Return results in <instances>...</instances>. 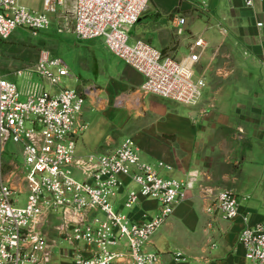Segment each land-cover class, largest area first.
Returning a JSON list of instances; mask_svg holds the SVG:
<instances>
[{
    "label": "built area",
    "instance_id": "2783aa9c",
    "mask_svg": "<svg viewBox=\"0 0 264 264\" xmlns=\"http://www.w3.org/2000/svg\"><path fill=\"white\" fill-rule=\"evenodd\" d=\"M197 1L198 8L207 10L208 0ZM149 2L43 0L42 11H34L19 0H0V40H8L18 29H28L37 36L54 18L71 19L72 32L79 40L102 39L109 52L144 76L141 94L198 106L206 80L195 68L208 43L196 35L181 59L144 40L130 43V29ZM255 2L245 0L247 6ZM172 22L180 33L186 18L174 15ZM27 72L58 89L47 91L33 83L20 89L0 72V264H49L58 238L71 245L67 250L69 264H163L162 253L145 247L187 199L197 174L181 180L163 176L159 169L171 170V166L144 160L131 137L100 156L77 157L78 139L88 127L80 122L87 90L59 87L71 76V70L64 59L48 51L41 52L32 69H19L14 74L21 77ZM9 143L22 146L23 165L5 160ZM17 178L28 186L23 206L14 185ZM146 200L157 202V213L143 208ZM206 212L226 221L241 219L244 226L239 244L245 264H264V220L251 222L234 191L216 192ZM52 216L58 221L56 236L43 229ZM171 258L177 263L186 260L181 251Z\"/></svg>",
    "mask_w": 264,
    "mask_h": 264
},
{
    "label": "crops",
    "instance_id": "0c3cea01",
    "mask_svg": "<svg viewBox=\"0 0 264 264\" xmlns=\"http://www.w3.org/2000/svg\"><path fill=\"white\" fill-rule=\"evenodd\" d=\"M19 2L30 10L43 9V0ZM174 15L186 18L180 33L173 25ZM55 21L67 20L54 18ZM259 23L262 25L259 26ZM130 34L133 41L144 40L177 59L186 56L193 37L200 34L208 43L202 60L209 67L217 66L219 71H224L223 75L234 73L233 81L230 79V83H224L223 88L208 98L206 92L209 83L205 73H202L206 80L202 99L198 106L191 107L188 116L182 117L180 128L162 133L164 138L170 140L169 143L166 141L168 146L162 145L165 141L161 139L163 137L153 134L154 131L145 128L146 125L140 123L133 131L137 134L133 140L142 157L145 153L153 157L150 163L162 161L171 166V170L159 169L163 176L181 180L190 173L197 174L194 187L188 190L187 199L176 207L174 214L192 213L197 206L206 213V203L211 196L219 190L229 189L239 197L242 210L249 212L251 222L263 221L264 2L256 0L253 6H247L245 0H208V8L203 11L198 8L197 0H150L139 22L130 29ZM106 50V46L101 51L92 50V62L98 60V55L102 56L108 63L103 67L109 72L108 76L115 78L127 90L134 89L133 94L136 90L139 94L144 76ZM230 56L235 60L233 66L226 61ZM70 70L69 77H72ZM11 74L5 73L7 76ZM84 88L85 85L81 84L76 90L83 92ZM231 88L232 92H228ZM140 95H143L142 113L136 116L138 119L160 113L158 108L167 109V99L157 96L156 103L149 106L147 97L152 94ZM132 97L126 100L124 95L114 97L108 93L99 96L98 102L108 105L122 100L124 104L135 105L138 98ZM230 100L234 102L232 107L228 105ZM91 102L95 106L93 100ZM104 110L105 113L93 116L83 112L80 122L87 123L88 127L78 139L77 157L100 156L122 143L117 144L112 131L107 128V123L113 122L115 108ZM124 111L122 114L125 117ZM143 208L155 214L158 204L155 200H146ZM206 215L208 221L203 230L207 241L200 253L194 256L197 263L245 264L244 249L239 244L244 226L241 219L226 221L218 215ZM158 248L160 253L167 251L173 254L163 242ZM166 264H172V260Z\"/></svg>",
    "mask_w": 264,
    "mask_h": 264
},
{
    "label": "rangeland",
    "instance_id": "374dc122",
    "mask_svg": "<svg viewBox=\"0 0 264 264\" xmlns=\"http://www.w3.org/2000/svg\"><path fill=\"white\" fill-rule=\"evenodd\" d=\"M133 42V40H130V43ZM104 47L102 39H95L92 42L79 40L72 32L71 19L62 22L55 21L49 28L40 31L37 36H34L28 29H18L8 40H0V72L3 74L12 73L7 78L15 82L20 89H24L28 84L33 83L43 86L47 91H56L58 86H54L48 80L42 79L35 73L32 74L27 72L23 76L18 77L14 72L19 69H32L37 63L42 51H48L53 56L64 59L72 69L73 76L66 78L59 87L77 89L79 85L84 84V89L87 90L88 98L84 106V113H87L89 116L96 115V113L103 114L102 112L105 111V108L107 110L115 108L116 112H114L113 122L111 121L112 123L110 124L107 123V128L109 131H112V134L117 140V144L123 142L128 137L134 138L137 134L133 131L139 127L140 123L146 125L145 128L153 130V134L161 137H163L162 133L179 127L182 122V117L190 114L191 107L171 100H165L167 109L163 107L158 108L160 112L158 114H150L146 118L143 117V119H138L136 117L142 113L143 95H140V93L138 94V90L133 94L135 91L134 89L127 90L121 86L115 78L108 76L109 72H106L105 68H103L107 62L104 61L102 56L98 55L96 57L98 60H94L93 62L91 60L92 50L101 51ZM100 51L98 53H101ZM106 52L110 53L108 50H106ZM187 54L188 51H186V55ZM226 61L232 63L233 66L235 60L230 56L226 58ZM195 69L197 75L205 73L207 77L209 83L206 92L207 98L209 96H214L215 92L223 88L224 83H230L235 79L234 73L223 75L224 71H219L217 66L209 67L204 60H202ZM98 75H101V77L99 78ZM232 90L233 88L227 91L232 92ZM108 93L114 97L124 95L126 100H131V97L134 95L135 98H138V102H134L135 105L131 103L124 104L122 100L117 103L112 102L108 105L99 103V96ZM134 96L132 98H134ZM158 98L159 97L156 95H148V105L150 106L156 103ZM91 100H93L95 106H93ZM233 104L234 102L230 100L228 105L232 107ZM123 110L126 112L125 117L122 114ZM163 111L165 113H163ZM161 139L165 140L163 142L161 141L162 145L168 146L166 141L169 143L170 140L164 137ZM143 157L148 162L153 160L152 156L145 153ZM5 160H14L19 166L23 165L24 154L22 146L20 144L9 143L5 153ZM14 185L20 193L17 194V197L22 201L20 205L23 206L26 203L28 186L22 178H17L14 181ZM211 193L213 194L214 192ZM210 201L211 200H208V203H206L207 206ZM123 212L127 213L128 210L124 209ZM203 212L200 206H197L192 213L177 212L172 214L167 222L153 235L151 242L146 245L145 249L149 252L158 253L160 242H163L172 253L181 251L185 255V262L177 263L172 261V264H198L194 256L200 253L202 246H204L207 241L203 227L206 225L208 217L206 215L207 212H204L205 214ZM57 223L58 221L52 216L46 220L43 229L49 232L51 236H56L54 228ZM70 248L71 245L69 243L58 238L54 248V258L49 264H69L70 258L67 250ZM60 249L64 251L61 254L58 252ZM161 253H167V251Z\"/></svg>",
    "mask_w": 264,
    "mask_h": 264
},
{
    "label": "water",
    "instance_id": "95a60500",
    "mask_svg": "<svg viewBox=\"0 0 264 264\" xmlns=\"http://www.w3.org/2000/svg\"><path fill=\"white\" fill-rule=\"evenodd\" d=\"M193 116H195V115H193ZM169 260H172L171 255L168 254V253H163L162 254V261H163V263L166 264L167 261H169Z\"/></svg>",
    "mask_w": 264,
    "mask_h": 264
}]
</instances>
